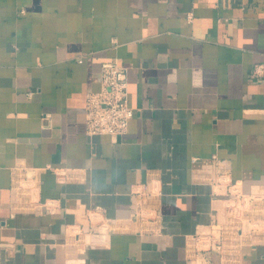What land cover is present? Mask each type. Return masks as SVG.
I'll use <instances>...</instances> for the list:
<instances>
[{"label":"crops","instance_id":"obj_1","mask_svg":"<svg viewBox=\"0 0 264 264\" xmlns=\"http://www.w3.org/2000/svg\"><path fill=\"white\" fill-rule=\"evenodd\" d=\"M113 60L134 115L88 137ZM258 65L264 0H0V264H264Z\"/></svg>","mask_w":264,"mask_h":264},{"label":"built area","instance_id":"obj_2","mask_svg":"<svg viewBox=\"0 0 264 264\" xmlns=\"http://www.w3.org/2000/svg\"><path fill=\"white\" fill-rule=\"evenodd\" d=\"M129 67L119 65L116 60L101 65L99 89L86 95L85 132L88 137L97 135L119 136L126 133L134 111L128 102ZM257 76L264 75V65L254 69ZM213 199L222 197L225 205L220 209L225 217L237 219L250 213V197L243 194L241 187L232 181L226 172L218 173L212 180ZM216 238L222 241L228 221L216 219ZM220 241V242H221ZM223 246L222 243L217 244Z\"/></svg>","mask_w":264,"mask_h":264},{"label":"rangeland","instance_id":"obj_3","mask_svg":"<svg viewBox=\"0 0 264 264\" xmlns=\"http://www.w3.org/2000/svg\"><path fill=\"white\" fill-rule=\"evenodd\" d=\"M242 219H244V218H242ZM246 220H248V218H247V219H244V221H243V222H244V223H247V221H246Z\"/></svg>","mask_w":264,"mask_h":264}]
</instances>
